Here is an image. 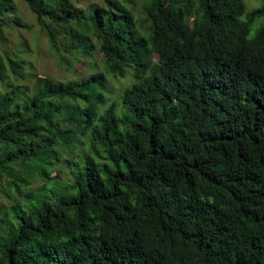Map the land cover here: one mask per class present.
Here are the masks:
<instances>
[{"label":"trees","instance_id":"obj_1","mask_svg":"<svg viewBox=\"0 0 264 264\" xmlns=\"http://www.w3.org/2000/svg\"><path fill=\"white\" fill-rule=\"evenodd\" d=\"M21 1L104 66L62 82L0 57V170L50 177L90 136L69 180L0 213V264H264V31L244 40L242 0H142L144 19L135 0ZM14 11L0 0V41ZM107 73L131 81L98 113Z\"/></svg>","mask_w":264,"mask_h":264},{"label":"rangeland","instance_id":"obj_2","mask_svg":"<svg viewBox=\"0 0 264 264\" xmlns=\"http://www.w3.org/2000/svg\"><path fill=\"white\" fill-rule=\"evenodd\" d=\"M12 1L16 6V11L9 15V22L4 27L5 39L0 41L1 58L8 56L14 60L22 61L27 74H37L40 77L47 76L62 82L84 78L102 69L104 66L103 57L99 50L96 49L90 57L82 58L76 52H66L63 44L59 48H55L44 31L40 29L35 14L29 10L27 5L21 0ZM69 1L77 8H84L91 4H102V0ZM134 2L135 16L144 19L142 0H135ZM163 2L165 3L166 0ZM15 17L19 18L21 25L12 23ZM62 42L69 43L67 40H62ZM106 77V91L103 92L105 102L100 105L98 113L112 102L120 105L122 87L131 81L129 76L116 78L107 73ZM33 82L34 77H31L20 83L31 88ZM89 145L90 136L85 133L77 134V139L69 145L60 144L55 147L58 158L47 170L50 177H40L38 174H34L24 178L23 175L27 171L18 165H14V173H9L8 170H0V213L8 210L17 199L31 195L41 186L53 187L57 183L69 180L71 170L80 161L81 154L88 151ZM26 178H28V183L25 184L23 179ZM17 189L21 191L20 195L16 191Z\"/></svg>","mask_w":264,"mask_h":264},{"label":"clouds","instance_id":"obj_3","mask_svg":"<svg viewBox=\"0 0 264 264\" xmlns=\"http://www.w3.org/2000/svg\"><path fill=\"white\" fill-rule=\"evenodd\" d=\"M243 12L237 22L247 26L244 40L251 43L264 31V15H254L264 11V0H242Z\"/></svg>","mask_w":264,"mask_h":264}]
</instances>
